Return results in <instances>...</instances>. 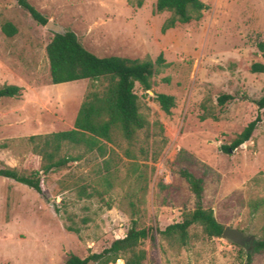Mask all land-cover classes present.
<instances>
[{
	"label": "rangeland",
	"instance_id": "obj_1",
	"mask_svg": "<svg viewBox=\"0 0 264 264\" xmlns=\"http://www.w3.org/2000/svg\"><path fill=\"white\" fill-rule=\"evenodd\" d=\"M200 1L207 8L199 21L162 34L170 14L153 15L155 0H144L141 7L136 0H28L98 57L155 61L163 55L167 66L152 79V91L135 84L134 93L140 112L162 125L167 143L154 163L138 161L148 166L140 167L146 172L140 181L122 158L108 191L97 170L101 160L70 147L63 153L82 158L44 176L46 199L0 177V264H63L70 254L99 253L125 235L129 200L139 211V226L164 229L195 207L180 169L205 175L202 206L212 209L218 223L253 240L264 237V109L248 142L229 153L221 149L242 131L253 103L264 95V73L250 70L252 64L264 65V0ZM6 22L17 29L12 37L1 31ZM52 36L16 0H0V88H20L18 96L0 98V168L25 175L35 171L33 148L39 139L30 138L71 129L91 84L51 83L45 47ZM158 93L174 97L169 114L153 100ZM222 95L233 100L220 104ZM180 150L194 163L175 164ZM79 187L92 197L79 196ZM258 200L262 205L252 209L249 202ZM189 235L188 246L181 249L157 233L154 241L144 240V264H244L250 244L208 238L198 226ZM251 264H264V253L253 254Z\"/></svg>",
	"mask_w": 264,
	"mask_h": 264
},
{
	"label": "trees",
	"instance_id": "obj_2",
	"mask_svg": "<svg viewBox=\"0 0 264 264\" xmlns=\"http://www.w3.org/2000/svg\"><path fill=\"white\" fill-rule=\"evenodd\" d=\"M144 0H136L138 7ZM30 18L39 25L45 26L47 18L39 13L28 0H16ZM207 6L200 0H155L153 15L169 13V17L161 25L160 32L173 29L177 24L199 21ZM6 37L17 33L16 27L10 22L1 26ZM52 38L45 47L49 63V75L52 84L69 83L79 80H89L87 90L73 127L69 130L54 132L45 136H33L30 140L39 139L33 152L37 154V169L29 175L21 174L13 168H0V177L13 180L34 190L46 199L44 192V176L77 162L84 154H95L100 164L97 167L100 183L106 191L114 187L116 167L122 158L129 160V170L138 172L136 180L145 178V171L138 161L150 160L154 163L160 156L167 139L162 135L163 127L158 121L150 122L140 112L138 96L134 93L135 84L144 92L152 91L155 75L159 69L166 67L163 55L159 54L155 61L138 60L118 56L98 57L86 50L71 31L63 35L52 33ZM262 47V46H261ZM253 73H264V65L252 64ZM20 88L15 85H5L0 88L1 97H16ZM153 100L159 109L169 114L175 105L174 97L167 94H154ZM233 100L231 95H222L218 102L223 104ZM254 110L242 131L229 146L221 149L229 153L248 142L262 121L264 95L253 103ZM144 133L142 136L141 134ZM70 147L80 149L82 155L64 154L63 149ZM175 164H192L194 160L184 150H180L175 158ZM144 168V169H145ZM150 171L153 167L150 166ZM179 175L187 183L194 196L195 207L182 213L179 221L167 225L164 229H152L139 226V211L133 201H128L130 225L121 238L113 240L110 245L99 253H92L85 258L70 254L63 264H144L147 253L141 247L146 239L155 240L157 233L171 247L186 248L189 244V230L198 226L208 238H220L223 226L217 222L213 211L202 206L205 175H197L188 169H180ZM81 197L90 198L93 192L85 187L77 188ZM263 200L249 202L256 210ZM72 230L71 228H68ZM264 253V237L253 240L245 252L244 264L252 263L253 254Z\"/></svg>",
	"mask_w": 264,
	"mask_h": 264
},
{
	"label": "water",
	"instance_id": "obj_3",
	"mask_svg": "<svg viewBox=\"0 0 264 264\" xmlns=\"http://www.w3.org/2000/svg\"><path fill=\"white\" fill-rule=\"evenodd\" d=\"M44 27L46 30L54 34H60V35L64 34L63 28L59 25H56L51 20H48ZM150 94H153V93L150 92ZM220 238L228 240L231 243L241 246V247H245L246 245L251 244L253 241L252 236L245 237L240 231L230 228V227L223 228Z\"/></svg>",
	"mask_w": 264,
	"mask_h": 264
}]
</instances>
